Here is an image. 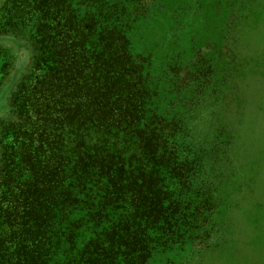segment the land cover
Returning <instances> with one entry per match:
<instances>
[{
	"label": "trees",
	"instance_id": "1",
	"mask_svg": "<svg viewBox=\"0 0 264 264\" xmlns=\"http://www.w3.org/2000/svg\"><path fill=\"white\" fill-rule=\"evenodd\" d=\"M163 1L0 0V264H152L207 243L216 205L192 115L175 107L196 101L179 92L206 85L213 48L192 38L199 54L183 58L145 46L146 22L176 17ZM226 5L220 91L243 17Z\"/></svg>",
	"mask_w": 264,
	"mask_h": 264
},
{
	"label": "rangeland",
	"instance_id": "2",
	"mask_svg": "<svg viewBox=\"0 0 264 264\" xmlns=\"http://www.w3.org/2000/svg\"><path fill=\"white\" fill-rule=\"evenodd\" d=\"M220 1L193 0L185 10L173 11V2L164 0L162 4L176 17L165 23L158 17L142 27V43L160 52L166 50L161 55L196 57L199 53L191 49L192 38H196L197 47L213 48L203 58L201 74L206 85L192 95L188 89L177 91L187 95L185 100L196 101L186 106L178 101L175 107L192 115V147L202 161L201 176L208 180L216 205L210 218L213 227L202 249L157 256L152 264H264V0H226L243 17L235 30L239 56L230 81L221 91L220 13L224 17L231 9L229 5L220 7ZM242 3L247 4L244 7ZM252 16L260 17L258 24L252 22ZM150 26L152 33L145 32ZM172 35L176 41L171 40ZM158 62L157 71L168 82L165 60ZM3 63L0 61V68ZM174 92L171 98L178 99ZM7 110L4 99L0 101V119ZM14 151V159H20L16 142Z\"/></svg>",
	"mask_w": 264,
	"mask_h": 264
}]
</instances>
